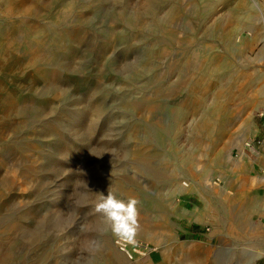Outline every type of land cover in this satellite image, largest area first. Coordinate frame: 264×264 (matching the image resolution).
<instances>
[{
  "label": "rangeland",
  "instance_id": "rangeland-1",
  "mask_svg": "<svg viewBox=\"0 0 264 264\" xmlns=\"http://www.w3.org/2000/svg\"><path fill=\"white\" fill-rule=\"evenodd\" d=\"M213 1L0 0V62L14 69L7 76L16 96L14 109L0 112V249L10 251V264H179L190 254L202 264H250L253 255L264 264V226L256 244L247 237V208L254 222L264 216V196L256 194L258 180L250 182L254 160L247 165L237 147L252 149L256 160L264 155V39H249L244 49L241 21L222 37L215 20L233 0L211 8ZM68 4L82 20L67 14ZM252 25L264 31L261 22ZM76 27L84 37L66 52L58 34ZM203 47L232 62L217 72L203 103L180 113L187 78L179 71ZM232 78L230 92H239L223 119L226 135L208 156L199 122L213 92ZM246 79L256 85L241 87ZM239 94L252 99L241 107ZM228 153L236 186L227 191L247 194L231 206L236 222L248 224L237 237L208 226L220 202L209 171L226 164ZM185 183L192 191L177 193ZM107 191L139 201L147 228L132 239L147 247L145 256L126 259L115 249L118 235L96 211ZM7 224L14 228L3 230Z\"/></svg>",
  "mask_w": 264,
  "mask_h": 264
},
{
  "label": "bare ground",
  "instance_id": "bare-ground-1",
  "mask_svg": "<svg viewBox=\"0 0 264 264\" xmlns=\"http://www.w3.org/2000/svg\"><path fill=\"white\" fill-rule=\"evenodd\" d=\"M226 1L229 0H216L211 2L209 5L212 8L213 5L217 2L224 4L226 3ZM255 5L257 6L258 10L254 8ZM72 9H74L72 4H68L66 10L67 14L74 16L78 21L82 20L83 15L79 12L76 13ZM255 10L258 12H256ZM223 12L224 14L219 18L217 17V19L215 20L216 28L219 30L222 37L225 38L227 36L226 30L231 26V23H233L234 21H236V24L233 23L234 24L233 27H236L237 29L236 31H238L240 29L239 23L241 21L243 22V24H245L247 31L245 36L244 33L240 35V39L242 41V46L244 49L246 50L249 49V41H248L249 39L253 41L264 39V31L261 32L260 30L254 28L252 25L254 22H261L262 24H264V13H262L264 12V0H233V2L225 5V9ZM177 14L178 12L176 13V15ZM58 37L63 38L66 41L64 50L66 52L72 53L74 51L73 48L74 43L76 41L81 40L84 37V34L82 29L80 30L79 28L76 27L70 32H60L58 34ZM201 49L202 50L198 51L195 54H192L190 58H188L190 65L188 66L186 65L187 67L179 71V74L181 76L187 78V80H185L187 82L184 81L185 83L182 86L185 87L186 96L184 97L183 101L178 105V110L180 113L185 109L203 103L205 101L206 95L209 92L210 83L215 79L217 72L223 71L226 67H228V64L232 62V58L229 55L222 56L220 58V56L213 55L208 47H203ZM162 51L166 52L167 51L166 47L163 48ZM3 64L4 62L3 63L0 62V67H1L0 68V112L2 114H8L14 109V106L16 104L15 103L16 96L13 90L14 87H11L9 84L12 82L11 77L7 76V75H11L12 72H14V69L12 66L9 65L4 66ZM255 71H260V70H255ZM2 75H5V77H2ZM204 78L209 79V84L207 83L206 85L203 83ZM8 80L9 82H7ZM256 80L257 79H246V81H244V83L240 86L245 87V85H248V87H253L254 84L256 85L257 82ZM229 83L231 85L229 84L228 86H226V88L220 87L219 89L213 92L212 100H211L212 104H210L209 107L210 109H208L206 113H203L202 118L199 122L200 131L206 133V140L208 141V145H207L208 156L210 153H211L210 155H212L215 152V150L219 146V143L223 140V138L226 135L225 133L226 127H224L223 125L224 122L223 119L224 116L227 114L229 102L235 97V93L239 92V90L238 92L235 93L230 92L231 86H233V88L236 91V78H232L229 81ZM246 93L248 94V92ZM258 95L260 98L261 97L264 98V88L261 89V92H258ZM248 97H244L243 94L238 95L237 101L239 102V105L241 107H243L244 105H246V103H248V99H247ZM250 99H252V96L249 97V101ZM251 126H252L251 122L244 123V128H243L244 133H249L251 130ZM233 149H236V142L233 145ZM228 156L229 158L226 164L216 163L214 165V163H212L211 168L213 169H210L211 171H209L208 169V171L210 172L209 174H211V186H212L211 193L216 198L217 197L220 198V202H218L215 206V214H218V217H216L215 215L210 216L208 221V226L211 227V231L213 233L215 232L217 234L225 233L228 236L237 237L239 235L238 233L239 230H241V228L243 227L245 229L246 225L248 224L244 222L241 223V221L236 222V217L231 211V206L232 204H234L233 202L236 198V194L230 197V192H228L227 189L231 190L234 189L233 187L236 186V163L235 160L231 158L230 153H228ZM257 163L260 165V167L264 166V157L258 158ZM154 175L158 176L159 174L154 172ZM158 178L160 179V177ZM190 191H192V188L188 183L183 184L181 186V189H177V193L190 192ZM3 206L4 204L0 203V210L2 209ZM248 209L250 208H247V210ZM12 227H13L12 224H7L4 226L5 229L3 230H7V229L12 230L14 228ZM146 228L147 226L143 221V219L138 217V226L136 228V232L139 233L140 231ZM256 231L257 229H250L247 237L254 238L253 236L257 234ZM159 235L160 233H158V231L156 230L154 232L155 243L159 242L160 240ZM114 247L118 251L115 245ZM146 250L147 249L142 251L136 250L135 253L128 252L127 253L129 254L128 257L124 256V254H122L120 251L118 252L122 254L126 259H132L133 256L142 257L145 254ZM205 255L203 257V261H205ZM262 257H264V254L258 255V258H262ZM11 260H12V255L10 251H7V249L6 250L0 249V264H10ZM255 260H256L255 256L253 255L250 264H255ZM179 264H202V260L199 258L198 259L192 258L190 254V256L185 257ZM211 264H217V262H213Z\"/></svg>",
  "mask_w": 264,
  "mask_h": 264
},
{
  "label": "clouds",
  "instance_id": "clouds-1",
  "mask_svg": "<svg viewBox=\"0 0 264 264\" xmlns=\"http://www.w3.org/2000/svg\"><path fill=\"white\" fill-rule=\"evenodd\" d=\"M138 204L139 201L134 197L122 200L112 191H107V194L101 193L96 211L111 222L116 235L131 240L138 226Z\"/></svg>",
  "mask_w": 264,
  "mask_h": 264
},
{
  "label": "crops",
  "instance_id": "crops-1",
  "mask_svg": "<svg viewBox=\"0 0 264 264\" xmlns=\"http://www.w3.org/2000/svg\"><path fill=\"white\" fill-rule=\"evenodd\" d=\"M251 142H252V138L250 139V141H249V144H250V147L252 148V146H251ZM237 147H239V151H240V153L242 154V155H244L245 156V158H243L242 160L244 161V160H246V162H247V165H248V161L249 160H254V161H252V162H254V164H256L255 166L254 165H252V167L251 168H253L252 169V171H251V175L253 176V178H251L250 180V182H252L253 180H258V187L260 188V189H262L260 192V194L259 193H256V194H258L259 196H264V176H262V173L261 172H264V166H262V167H260V165L256 162L257 160L256 159H253L254 157H250L249 156V154H251V151H252V149H249V151H248V149L246 148V147H244V146H242V145H240V144H238L237 145ZM236 147V148H237ZM244 151H245V153H244ZM258 154H264V151H261L260 153H258ZM257 154V155H258ZM261 157H264V155H260L258 158H261ZM256 160V161H255ZM246 164L245 165H243V166H239V173L241 172V174H243L244 175V167H246L247 166ZM240 168H242V169H240ZM261 170V171H260ZM253 173V174H252ZM242 195H244V196H247V194H246V190L245 189H243V187H241V188H239L238 187V189L236 190V199L238 200V196H242ZM249 200H252V199H250L249 198ZM252 201H257V200H252ZM260 201H262V204H264V197H262V198H260ZM254 204V203H253ZM250 209H249V218H247V220H248V223H249V228L250 229H257V231H256V235L255 236H253L254 238H248L249 239V242L250 243H252L253 245L254 244H256L257 243V240H259V238L261 237V227L260 226H258L259 224L260 225H262V226H264V216H259L257 213V215H256V218H255V222L251 219V214H252V208H253V206L252 207H249ZM259 211L261 212V213H264V208H262L261 206L259 207ZM259 233V234H258ZM259 235V236H258Z\"/></svg>",
  "mask_w": 264,
  "mask_h": 264
},
{
  "label": "built area",
  "instance_id": "built-area-1",
  "mask_svg": "<svg viewBox=\"0 0 264 264\" xmlns=\"http://www.w3.org/2000/svg\"><path fill=\"white\" fill-rule=\"evenodd\" d=\"M114 244L118 251H120L122 254L128 257L129 253H135L136 250H145L147 247H143L142 245H139L134 241L133 239L129 240L126 238H122L120 236L115 237Z\"/></svg>",
  "mask_w": 264,
  "mask_h": 264
}]
</instances>
